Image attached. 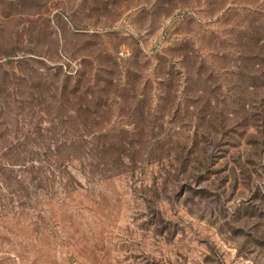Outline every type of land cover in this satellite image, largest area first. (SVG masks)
Segmentation results:
<instances>
[{"label":"rangeland","instance_id":"374dc122","mask_svg":"<svg viewBox=\"0 0 264 264\" xmlns=\"http://www.w3.org/2000/svg\"><path fill=\"white\" fill-rule=\"evenodd\" d=\"M85 1L113 8L77 14ZM154 1L0 0V264H264L261 100L229 116L222 136L207 137L211 165L193 178L167 177L144 156L127 174L104 171L94 149L102 128L118 126L115 118L90 122L95 134L86 136L76 107L61 102L64 81L81 69L74 57L83 40L71 39V20L117 33L106 45L122 58L137 39L150 77L157 54L187 36L213 49L211 34L219 37L236 15L245 19L244 9L264 21V0H225L237 13L231 19L216 14L220 0L210 11L211 0H175L193 10L181 4L167 18H146L142 9Z\"/></svg>","mask_w":264,"mask_h":264},{"label":"trees","instance_id":"16d2710c","mask_svg":"<svg viewBox=\"0 0 264 264\" xmlns=\"http://www.w3.org/2000/svg\"><path fill=\"white\" fill-rule=\"evenodd\" d=\"M215 2L208 3L209 11ZM220 2L216 14L221 19L237 14H233V7L227 8L225 0ZM108 3L97 7L85 1L76 13L113 8ZM181 4L183 9L193 10L189 3L155 0L151 9L143 8L141 14L152 18L164 13L167 18L174 11H183ZM244 10L249 14L245 19L236 15L232 26L219 37L211 34L213 49L199 47L198 36L190 35L166 53L157 54L154 77L149 75L148 62L142 60L137 39H131L135 46L132 54L122 58L107 50L105 39L119 35L104 27L102 33L97 32L99 21L86 23V29L78 28L72 20L66 22L71 39L83 42L75 49L80 57H74L80 59L81 69L75 78L64 81L61 102L76 107L79 129L86 136L95 134L88 130L90 122L103 125L115 118L118 124L109 130L102 128L97 138L94 154L100 159L98 165L107 168L104 171L113 176L127 174L137 168L143 156L167 177L171 172L183 176L192 172L193 178L195 172L209 170L212 146L206 145L215 139L212 136H222L230 128L228 117L239 108L247 113L258 100L264 106V21L255 19L250 8ZM200 36L198 40H207L206 34ZM114 107L119 108L116 116L109 111ZM190 129L193 133L187 134ZM172 130L186 131L184 136L179 133L175 137ZM206 133L209 134L205 137ZM65 147L70 150L66 144Z\"/></svg>","mask_w":264,"mask_h":264}]
</instances>
